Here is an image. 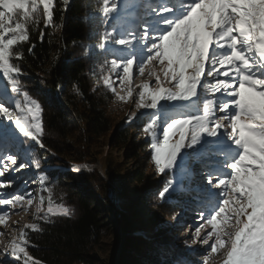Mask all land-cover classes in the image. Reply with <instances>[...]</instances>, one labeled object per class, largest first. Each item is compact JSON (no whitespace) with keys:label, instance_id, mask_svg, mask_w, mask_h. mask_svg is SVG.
<instances>
[{"label":"snow or ice","instance_id":"6c2138e0","mask_svg":"<svg viewBox=\"0 0 264 264\" xmlns=\"http://www.w3.org/2000/svg\"><path fill=\"white\" fill-rule=\"evenodd\" d=\"M100 3L103 31L97 49L112 57L100 68L104 84L115 92L118 80L127 92L118 98L126 101L133 96L134 69L143 77L152 66L149 82L137 86L136 107L152 110L144 113L148 121L143 132L151 138L157 172L167 170L159 199L195 193L192 243L209 246L204 264L220 250L222 264H264V0ZM41 5L51 25L53 0H0V73L15 94L0 88V205L7 206L0 211V223L10 208L31 206L37 198L36 189H8L16 183L15 173L30 166L41 169L34 155L29 163L9 147L17 130L25 138L22 143L31 140L44 147L41 103L29 94L23 70L13 62L23 58L22 49L13 51L14 46L29 41V25L38 24ZM48 179L39 175L34 181L41 193L48 191L46 212L45 197L39 196L37 219L69 216L67 208L54 209ZM25 227L42 230L37 224ZM209 228L201 241L202 231ZM15 231L18 236L0 251V264H41L28 252L27 232Z\"/></svg>","mask_w":264,"mask_h":264},{"label":"trees","instance_id":"16d2710c","mask_svg":"<svg viewBox=\"0 0 264 264\" xmlns=\"http://www.w3.org/2000/svg\"><path fill=\"white\" fill-rule=\"evenodd\" d=\"M100 7V0H68L67 4L63 0H54L53 23L48 25L41 6L38 24L29 25V41L21 42L13 49H22L23 58H17L13 62L20 64L24 73L21 76L24 85L42 106L41 139L44 147L54 152L67 167L75 163H93V148L96 145L104 147L113 136V149H127L129 159L134 161L138 153L131 132L133 129L142 131L148 121L142 118L134 128H121L110 113L115 103L114 95L101 82L100 68L106 59L110 60L112 57L97 49L99 34L103 31ZM120 12L123 17V4ZM29 48H32L31 52ZM2 87H7L9 94L15 96L10 92V83L0 73V88ZM16 135L22 138L18 130ZM32 142L23 143L34 146L33 153L27 152V156L38 154L39 158L45 157L43 151L38 149V144ZM52 166L55 169L51 170V178L48 170L39 169V174L47 175L48 182L50 179L57 181L58 190L63 187L62 177L57 174L59 167L63 165ZM113 170L110 163L105 165V175L110 180L120 171ZM62 174L67 178L71 176L68 173ZM79 179L85 180L86 175ZM135 181L141 182V176H137ZM71 188L74 214L49 217L48 221L39 219L37 225L42 230L28 232V251L41 264H97L109 222L112 225L119 224V220L111 221V215L116 216L117 212L107 195L106 201L100 203L97 190L93 187L72 185ZM194 196L195 193L177 192L167 198V202L161 203L172 212L195 214ZM105 214H109L108 217ZM121 257L118 258L120 264ZM194 258L174 252L169 262L198 264Z\"/></svg>","mask_w":264,"mask_h":264},{"label":"rangeland","instance_id":"374dc122","mask_svg":"<svg viewBox=\"0 0 264 264\" xmlns=\"http://www.w3.org/2000/svg\"><path fill=\"white\" fill-rule=\"evenodd\" d=\"M136 11H139V6H137ZM151 68L152 66H148L145 69L143 77L136 76L134 69L131 83L134 92L132 98L126 101H121L118 98L119 96H127V92L120 88L118 80L114 84L115 92L107 87L111 95H114L113 100L115 101L110 113L114 120L119 122V127L134 128L138 126L142 118L143 120L148 119L144 113L152 110L138 109L136 107V93L140 91V88L137 87L138 85L149 82L148 73ZM155 70L158 73L161 71L158 65ZM113 79H115L114 74ZM101 82L104 84L102 78ZM150 85H155V78H152ZM167 86L165 84V87ZM127 87L129 86L125 85V88ZM133 112H135V116L131 115ZM131 133L138 153L134 161L129 159L127 149L120 151L113 149L111 143L115 138L114 136L107 140L104 147L96 145L93 148V163H75L69 165L70 167L64 165L63 161L57 158L54 152L38 145V149L41 152L43 151L46 158H39L38 154L35 157L41 161V169L48 170L50 178L52 177L51 170L55 169L52 165H63L59 167V173H57L59 177H62V188L57 190V181L53 179H50L49 182L46 181V186L51 192L54 209L58 210L60 207H64L69 209L70 216L74 214L75 208L71 198L73 197L72 185L93 187L97 190L100 203L106 201L105 195H107L108 201H112L113 209L117 212V215H111V221L119 220L117 221L119 224L112 225L109 222V227L111 226V228L107 227L105 231V240L99 250L97 264H120L118 259L120 256H122L121 264H171L169 261L174 252L184 254L185 257H195L194 260L198 261V264H204V253L209 246L203 245L202 242L192 243L196 213H184L182 215V213L172 212L162 206L158 192L163 188L167 170L165 174L157 172L152 159L154 152L150 146L151 138L143 130L139 131L138 129L136 131V129H133ZM24 139L16 135L9 147L21 159L28 160L31 163V156H27L26 153H33L34 146L26 145V143L23 145L21 141ZM27 141L32 142L31 140ZM49 160H52V162ZM107 163H110V167L114 168L113 171L116 169L120 170L111 180L105 175V165ZM197 166V171H200V165L198 164ZM76 168H79L80 171H73ZM39 171L34 166H30L14 175L16 183L8 191L36 189L35 195L37 198L31 206L18 204L16 207L9 209V215L3 223H0V232L4 233V235L0 236V251L4 249L13 236H18L16 229H23L28 234L31 229L25 226L37 224L36 207L39 204L40 195H44L45 204L48 206V191L41 193L38 183L34 182L40 175ZM61 172L68 173L71 176L67 178ZM84 175H86V179L80 181L79 177ZM137 176H141V182L139 183L135 181ZM59 180L61 181V178ZM47 206L44 205L45 212ZM5 207L7 206L0 205V211ZM40 215L43 216L44 213L42 212ZM108 215L105 214L106 217ZM174 215L175 219H173ZM49 217L62 216L49 215ZM128 222H131V224L129 225ZM131 229H135V231L130 232L129 230ZM207 231H210V228L202 231L201 241ZM133 235L135 238H133ZM152 242L154 243L153 245ZM222 253L223 250H220L216 254H211L212 260H209L208 264H213V261L216 264H222ZM3 258V256H0V259Z\"/></svg>","mask_w":264,"mask_h":264}]
</instances>
